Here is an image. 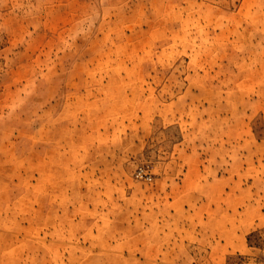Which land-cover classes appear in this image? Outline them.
Segmentation results:
<instances>
[{
    "label": "rangeland",
    "instance_id": "obj_1",
    "mask_svg": "<svg viewBox=\"0 0 264 264\" xmlns=\"http://www.w3.org/2000/svg\"><path fill=\"white\" fill-rule=\"evenodd\" d=\"M189 219L264 261V0H0V264L188 263Z\"/></svg>",
    "mask_w": 264,
    "mask_h": 264
},
{
    "label": "crops",
    "instance_id": "obj_2",
    "mask_svg": "<svg viewBox=\"0 0 264 264\" xmlns=\"http://www.w3.org/2000/svg\"><path fill=\"white\" fill-rule=\"evenodd\" d=\"M182 224H183L184 233L182 232L181 229L180 233H178V236L174 240L173 248L175 247L174 249L175 255H177V251H176L177 248L180 251L179 254H182L183 256H189V262L185 263L180 258V260L176 259L174 261V264H198L197 260H193V261L191 260L192 256L196 258L197 255L196 253L197 247L192 243L193 228L195 221L193 219H189V222L183 221ZM185 232H189V235H186ZM167 251H168L167 246H163V254H166Z\"/></svg>",
    "mask_w": 264,
    "mask_h": 264
},
{
    "label": "built area",
    "instance_id": "obj_3",
    "mask_svg": "<svg viewBox=\"0 0 264 264\" xmlns=\"http://www.w3.org/2000/svg\"><path fill=\"white\" fill-rule=\"evenodd\" d=\"M258 264H264V261H262V262H260V263H258Z\"/></svg>",
    "mask_w": 264,
    "mask_h": 264
}]
</instances>
